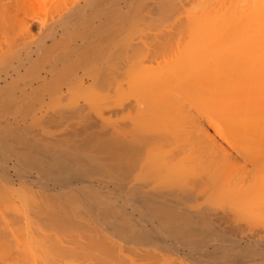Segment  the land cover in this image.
<instances>
[{
  "label": "bare ground",
  "instance_id": "obj_1",
  "mask_svg": "<svg viewBox=\"0 0 264 264\" xmlns=\"http://www.w3.org/2000/svg\"><path fill=\"white\" fill-rule=\"evenodd\" d=\"M0 264H264V0H0Z\"/></svg>",
  "mask_w": 264,
  "mask_h": 264
},
{
  "label": "rangeland",
  "instance_id": "obj_2",
  "mask_svg": "<svg viewBox=\"0 0 264 264\" xmlns=\"http://www.w3.org/2000/svg\"><path fill=\"white\" fill-rule=\"evenodd\" d=\"M37 5H38V4H37ZM38 6H42V7H43V6H46V5H45V4H44V5L39 4ZM36 8H37V7H36ZM38 8H39V7H38ZM38 8H37V9H38ZM43 8H44V7H43ZM37 11H38V10H37ZM42 11H43V10H42ZM40 12H41V11H40ZM44 12H45V11H44ZM41 13H42V12H41ZM41 13H40V14H41ZM20 17H21V16H20ZM15 31H16V30H15ZM15 31H14V32H15ZM14 32H13V34H14ZM32 33L35 34L36 32L32 31ZM16 34H17V31L15 32L14 36H17L16 38H18V36H20L19 32H18L19 35H16ZM34 34H33V35H34ZM14 36H13V37H14ZM14 38H15V37H14Z\"/></svg>",
  "mask_w": 264,
  "mask_h": 264
}]
</instances>
